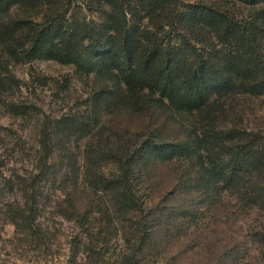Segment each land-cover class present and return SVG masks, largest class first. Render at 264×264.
<instances>
[{"label":"trees","instance_id":"1","mask_svg":"<svg viewBox=\"0 0 264 264\" xmlns=\"http://www.w3.org/2000/svg\"><path fill=\"white\" fill-rule=\"evenodd\" d=\"M0 48L3 107L39 122L34 170L8 167L16 147L0 154V220L17 231L43 235L41 205L56 192L67 195V218L88 224L76 193L104 192L109 209L139 219L141 252L168 211L135 181L166 163L177 164L171 194L186 195L189 225L227 198L236 220L264 212V100L260 115L241 101L264 98V0H0ZM36 60L74 66L89 83L83 107L48 115L8 99L23 85L11 66ZM148 108L163 116L159 126L118 134L106 124L108 114ZM15 188L22 202L7 200ZM251 230L264 247V221Z\"/></svg>","mask_w":264,"mask_h":264},{"label":"rangeland","instance_id":"2","mask_svg":"<svg viewBox=\"0 0 264 264\" xmlns=\"http://www.w3.org/2000/svg\"><path fill=\"white\" fill-rule=\"evenodd\" d=\"M11 70L23 85L14 95L7 94L8 99L37 104L48 115H62L85 104L89 83L78 77L70 64L36 60L12 65ZM253 100L255 103L241 101L256 107L260 115L264 98ZM162 119L159 112L149 108L105 116L106 124L118 134L125 133L127 127L138 131L159 126ZM38 125L39 122L29 123L11 115L0 101V154L11 152L13 147L19 151L9 157V168L21 174L35 169ZM176 167L173 163L151 165L135 181L145 199L168 211L167 220L156 227L154 241L148 242L141 252L139 237L134 235L139 219L109 209L108 194L76 193L81 213L91 216L90 223L80 224L76 218L66 216L71 211L65 199L67 195L56 192L41 205L39 221L43 235L39 237L17 231L2 215L0 264H264V247L252 238L251 230V225L264 221V212L245 213L236 220L232 214L233 201L227 198L221 211L207 207L199 225H189L181 214L186 195L171 194L178 179ZM108 169L115 167L110 165ZM6 197L22 202L19 188L7 191Z\"/></svg>","mask_w":264,"mask_h":264}]
</instances>
